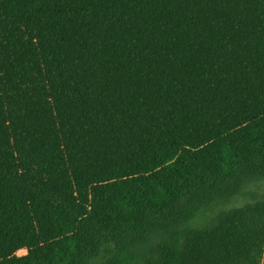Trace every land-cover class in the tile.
<instances>
[{
    "label": "trees",
    "instance_id": "1",
    "mask_svg": "<svg viewBox=\"0 0 264 264\" xmlns=\"http://www.w3.org/2000/svg\"><path fill=\"white\" fill-rule=\"evenodd\" d=\"M0 264H264V0H0Z\"/></svg>",
    "mask_w": 264,
    "mask_h": 264
},
{
    "label": "rangeland",
    "instance_id": "2",
    "mask_svg": "<svg viewBox=\"0 0 264 264\" xmlns=\"http://www.w3.org/2000/svg\"><path fill=\"white\" fill-rule=\"evenodd\" d=\"M262 192H263V184L258 181H253L243 189V193L241 196L235 198L231 203L225 205L223 210L227 211L232 208L240 207L244 203L251 201L254 196H258L262 194ZM199 224H202V222ZM21 254L22 253H19V255Z\"/></svg>",
    "mask_w": 264,
    "mask_h": 264
}]
</instances>
